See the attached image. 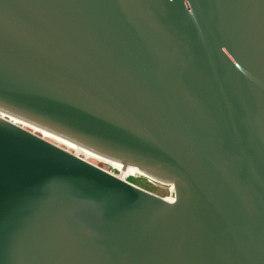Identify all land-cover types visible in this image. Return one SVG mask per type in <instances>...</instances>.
<instances>
[{"label": "water", "instance_id": "water-1", "mask_svg": "<svg viewBox=\"0 0 264 264\" xmlns=\"http://www.w3.org/2000/svg\"><path fill=\"white\" fill-rule=\"evenodd\" d=\"M0 264H264V0H0Z\"/></svg>", "mask_w": 264, "mask_h": 264}, {"label": "bare ground", "instance_id": "bare-ground-1", "mask_svg": "<svg viewBox=\"0 0 264 264\" xmlns=\"http://www.w3.org/2000/svg\"><path fill=\"white\" fill-rule=\"evenodd\" d=\"M24 124L27 125L35 133L40 134L44 138L56 143L57 145H59L61 147H64L65 149H67V150L73 152L74 154L86 159L89 162H91L92 159H96L100 162H105V163L113 166L114 168H117L120 171L119 174L112 172V171H109L108 169H106L104 166H102L99 163H96L94 161L91 162V163H93V164H95V165H97L103 169L105 168V170H107V171H109V172H111V173H113V174H115V175H117V176H119L125 180H128L127 177L130 175L138 176V177H139V175H145L137 167L127 166L125 169H123L122 168L123 165L121 163H118L116 161L109 160L105 157L99 156V155L95 154L94 152H91L85 148L79 147L78 145H76L70 141H67L61 137L55 136L52 133L40 130V129L33 127V126H30L29 124H26V123H24Z\"/></svg>", "mask_w": 264, "mask_h": 264}, {"label": "rangeland", "instance_id": "rangeland-1", "mask_svg": "<svg viewBox=\"0 0 264 264\" xmlns=\"http://www.w3.org/2000/svg\"><path fill=\"white\" fill-rule=\"evenodd\" d=\"M92 161L101 164L102 166H104L109 171L115 172L117 174L120 173V171L117 168H114L113 166H111L105 162H100L96 159H92L91 162ZM127 179H128V181H130V182H132V183H134V184H136V185H138V186H140V187H142V188H144L150 192L158 194L160 196L165 197V196L169 195V190H168L167 185L156 182L155 180L149 178L146 175H139V177L130 175L127 177Z\"/></svg>", "mask_w": 264, "mask_h": 264}, {"label": "built area", "instance_id": "built-area-1", "mask_svg": "<svg viewBox=\"0 0 264 264\" xmlns=\"http://www.w3.org/2000/svg\"><path fill=\"white\" fill-rule=\"evenodd\" d=\"M12 121H14V123L24 127V128H27V129H30L27 125H25L24 123L22 122H19V121H16V120H13L12 118H10ZM31 130V129H30ZM128 181V180H126ZM130 182V181H129ZM132 183V182H131ZM134 184V183H133ZM136 185V184H135ZM138 186V185H137ZM140 187V186H139ZM168 187V190H169V195L168 196H165L166 199H168L169 201H173L174 198H175V191H174V186L173 185H167Z\"/></svg>", "mask_w": 264, "mask_h": 264}]
</instances>
